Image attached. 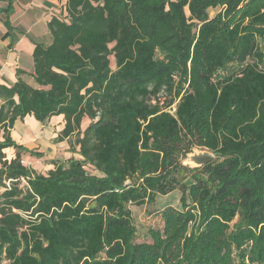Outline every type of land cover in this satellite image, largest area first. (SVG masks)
Here are the masks:
<instances>
[{"label": "trees", "instance_id": "obj_1", "mask_svg": "<svg viewBox=\"0 0 264 264\" xmlns=\"http://www.w3.org/2000/svg\"><path fill=\"white\" fill-rule=\"evenodd\" d=\"M48 31L37 88L0 85V264H264V0H66ZM26 116L78 158L22 165ZM174 191L137 243L129 206Z\"/></svg>", "mask_w": 264, "mask_h": 264}, {"label": "crops", "instance_id": "obj_2", "mask_svg": "<svg viewBox=\"0 0 264 264\" xmlns=\"http://www.w3.org/2000/svg\"><path fill=\"white\" fill-rule=\"evenodd\" d=\"M65 3L66 0H0L1 86L10 87L21 79L37 88L32 77L34 43L43 46L50 43L48 23L53 17L65 16ZM16 124L10 131V137L29 151L42 153V146L47 145L54 158L59 150L69 149L66 141L55 143L64 126L63 116L52 117L44 125L36 122L32 116H26L20 127H16ZM4 153L14 158L15 150L8 148Z\"/></svg>", "mask_w": 264, "mask_h": 264}, {"label": "rangeland", "instance_id": "obj_3", "mask_svg": "<svg viewBox=\"0 0 264 264\" xmlns=\"http://www.w3.org/2000/svg\"><path fill=\"white\" fill-rule=\"evenodd\" d=\"M219 12V9H210L208 10V16L213 17L216 13ZM110 66L111 69H114V61L113 57H110ZM230 71V68L228 69ZM88 124L87 120H84L82 123V127L84 128ZM22 122H17L16 127H20ZM195 152H207L206 150L194 148L191 153H189L184 159L181 160V164L185 167L193 168L194 165L187 163L188 156L195 153ZM42 154L47 158H36L34 156H30L26 153H21V163L22 165L29 167L30 169L34 170L36 173L46 174L48 170L53 168L52 163L58 161H64L67 158H78L77 155L73 154L72 152L67 150H59L55 153V157L53 158L52 155L49 153V147L47 145L42 146ZM29 158H28V157ZM13 157H9L6 154V159H12ZM53 158V159H51ZM34 159V160H28ZM51 159V160H50ZM24 181L22 180L21 186H23ZM0 192L1 189H0ZM179 197L180 192L174 191L166 196H157L155 199L154 204L152 205H144L140 207L136 206H129L131 211L133 224L136 228V242H147L149 241L148 231L149 230H158L162 228V220H161V210L166 206H172L175 208L179 207Z\"/></svg>", "mask_w": 264, "mask_h": 264}, {"label": "water", "instance_id": "obj_4", "mask_svg": "<svg viewBox=\"0 0 264 264\" xmlns=\"http://www.w3.org/2000/svg\"><path fill=\"white\" fill-rule=\"evenodd\" d=\"M213 160H214V155L207 151V152H204V153L195 152V153L189 155L188 156V160L186 162L187 163L191 162L192 165H194L193 168H195V167H201L203 165L209 164Z\"/></svg>", "mask_w": 264, "mask_h": 264}, {"label": "bare ground", "instance_id": "obj_5", "mask_svg": "<svg viewBox=\"0 0 264 264\" xmlns=\"http://www.w3.org/2000/svg\"><path fill=\"white\" fill-rule=\"evenodd\" d=\"M198 153V152H197ZM197 155V154H196ZM189 164H192L191 162H188Z\"/></svg>", "mask_w": 264, "mask_h": 264}, {"label": "built area", "instance_id": "obj_6", "mask_svg": "<svg viewBox=\"0 0 264 264\" xmlns=\"http://www.w3.org/2000/svg\"><path fill=\"white\" fill-rule=\"evenodd\" d=\"M7 185H8V183H7Z\"/></svg>", "mask_w": 264, "mask_h": 264}]
</instances>
